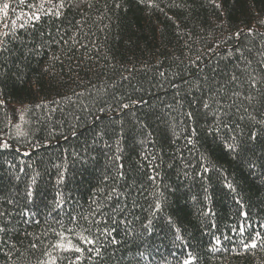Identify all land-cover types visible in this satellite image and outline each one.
<instances>
[{
  "label": "trees",
  "instance_id": "1",
  "mask_svg": "<svg viewBox=\"0 0 264 264\" xmlns=\"http://www.w3.org/2000/svg\"><path fill=\"white\" fill-rule=\"evenodd\" d=\"M0 264H264V0H0Z\"/></svg>",
  "mask_w": 264,
  "mask_h": 264
},
{
  "label": "snow or ice",
  "instance_id": "2",
  "mask_svg": "<svg viewBox=\"0 0 264 264\" xmlns=\"http://www.w3.org/2000/svg\"><path fill=\"white\" fill-rule=\"evenodd\" d=\"M7 7H8V5L5 3V4H4V9H7Z\"/></svg>",
  "mask_w": 264,
  "mask_h": 264
}]
</instances>
